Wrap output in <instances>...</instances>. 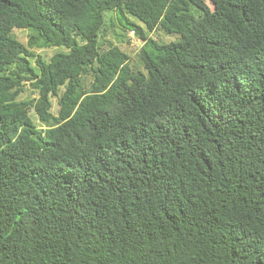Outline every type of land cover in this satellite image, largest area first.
I'll return each instance as SVG.
<instances>
[{"label": "trees", "instance_id": "trees-1", "mask_svg": "<svg viewBox=\"0 0 264 264\" xmlns=\"http://www.w3.org/2000/svg\"><path fill=\"white\" fill-rule=\"evenodd\" d=\"M0 264H264V0H0Z\"/></svg>", "mask_w": 264, "mask_h": 264}, {"label": "rangeland", "instance_id": "rangeland-1", "mask_svg": "<svg viewBox=\"0 0 264 264\" xmlns=\"http://www.w3.org/2000/svg\"><path fill=\"white\" fill-rule=\"evenodd\" d=\"M131 20H134L139 25H142L138 20L129 16ZM147 35L153 37L158 40L168 41L173 39V37L166 35L161 30H155L153 32H149L144 28ZM33 34V31L28 29H16L14 31V35L22 40L24 43L31 42L30 35ZM106 41L108 43L118 45L123 51H125L129 57L130 62L134 68L141 69V62L139 60V47L141 46V40L138 35L133 30H125L120 27L118 24L115 25L113 30H109L106 34ZM30 48L35 51V53L41 54L45 59H48L54 52L62 50V48L58 47H44L40 43H34L30 45ZM34 94L31 93L29 89H26L21 95L20 98L31 97ZM52 111L55 113L57 110L56 99H52Z\"/></svg>", "mask_w": 264, "mask_h": 264}]
</instances>
